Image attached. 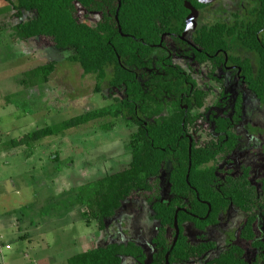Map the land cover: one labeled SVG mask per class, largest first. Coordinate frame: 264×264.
<instances>
[{"label": "trees", "instance_id": "trees-1", "mask_svg": "<svg viewBox=\"0 0 264 264\" xmlns=\"http://www.w3.org/2000/svg\"><path fill=\"white\" fill-rule=\"evenodd\" d=\"M119 0H13L15 16L27 18L11 28L13 41H37L39 51L72 49L66 59L68 67L78 68L84 77L94 81V92L106 90L105 99H112L113 91H122L116 104L95 109L63 122L62 133L99 123L109 131L112 123L123 121L138 127L131 136L129 167L79 189L69 205L87 213L103 230L104 222L116 216L124 201L135 196L146 200L159 227L153 240V264H164L174 237V216L177 215L180 234L170 253V264L197 260L215 248L213 243L192 244L185 235L184 224L190 223L205 232L218 222L220 214L230 207L245 216L239 241L258 251L264 264V229L257 234L258 214L264 216V181L256 194L243 175L232 176V170L222 169L225 159L235 149L239 136L234 126L241 115V96L233 101V117L215 118V139L204 147L193 144L189 158L187 127L189 120L180 108L181 96L189 109L202 107L203 93L186 98L190 81L168 64L167 55L158 56L170 40H176L185 28L189 11L184 2L190 0H120L118 23L115 19ZM255 5L241 24L217 22L198 29L193 34L194 44L203 54L215 55L233 48L254 55L256 71L250 62L240 63L246 77V88L264 107V0H253ZM198 8V7H197ZM200 9V8H198ZM96 14L92 24L80 14ZM120 27L121 34L118 32ZM164 36L161 50L157 47ZM259 39V40H258ZM162 52V51H161ZM49 62L24 75V86H40L65 63ZM239 64V63H238ZM203 97V98H202ZM195 105V106H194ZM168 113V114H166ZM166 114V115H163ZM163 115V116H162ZM156 119L143 126L144 117ZM185 119V121H184ZM51 127L35 130L20 139L12 140V147H29L54 134ZM189 162L191 163L189 170ZM167 172L169 200L162 202L159 177ZM208 205L211 208L207 216ZM86 218V217H85ZM142 248L133 242L98 247L67 259V264H122L123 257L137 259ZM244 250L238 244L231 246L211 264H248Z\"/></svg>", "mask_w": 264, "mask_h": 264}, {"label": "rangeland", "instance_id": "rangeland-1", "mask_svg": "<svg viewBox=\"0 0 264 264\" xmlns=\"http://www.w3.org/2000/svg\"><path fill=\"white\" fill-rule=\"evenodd\" d=\"M230 1H222L220 7L228 6ZM8 2L0 0V249L3 253L0 264H67V259L74 255L126 242L142 246L145 264H150L154 252L152 239L158 224L142 197L124 201L116 216L104 222L103 230L87 213L83 217L85 208L69 205L83 186L129 167L131 136L137 128L118 121L112 123L109 131H103L95 123L62 133L60 126L66 120L116 104L117 100L105 99L106 90L95 93L92 79L84 77L78 68L68 67L65 61L73 54L72 49L38 51L35 39L13 41L11 28L27 17H15ZM80 16L91 24L97 19L96 14ZM63 61V68L58 67L48 83L22 85L27 72L49 62ZM201 74L198 79L206 95V107L213 106L221 91L232 97L242 94L238 165L250 169L252 181L264 178L261 153L250 152L258 141L246 130L254 117H263L264 110L258 111L256 99L247 95L232 74H218L223 87L206 83L205 71ZM116 95L118 100L123 96L122 92ZM46 127L53 128V136L35 146L12 147V140ZM252 132L258 140L264 137L260 130ZM196 138L197 146L201 147L209 145L214 137L209 128L205 132L200 127ZM166 176L167 172L160 176L164 201L168 189ZM240 224L241 216L230 211L204 234L186 225L191 242L197 243L203 236L204 241L214 242L217 247L200 261L185 264H207L216 258ZM259 224L264 227V216ZM246 254L249 264H257V253L248 250ZM122 264L144 263L123 257Z\"/></svg>", "mask_w": 264, "mask_h": 264}, {"label": "flooded vegetation", "instance_id": "flooded-vegetation-1", "mask_svg": "<svg viewBox=\"0 0 264 264\" xmlns=\"http://www.w3.org/2000/svg\"><path fill=\"white\" fill-rule=\"evenodd\" d=\"M222 1H224V0H217V1H215L211 4H207V5L200 4L196 0H190L189 2L187 1L198 12L197 19L195 20V22H196L195 29L192 31H189L184 37H182V34L185 30V28H184L181 35H179L176 40H173V41L170 40L168 42L169 44H167L168 47L163 48L164 50H161L162 43L164 40L163 39L164 36H162L161 41H160L161 43L157 46L162 52L160 51L158 53V56H162V55L166 54L167 55L166 59L168 61H170V63L168 64L167 62H164V64H165L164 68L165 67L173 68L174 70L177 71V73L185 76V78L190 80V81H186V83H185V86H187L189 88L188 95L185 97L186 98L191 97L193 100V104L196 103V100H197L196 98L194 101V97H196V95H198L200 93H203V95H204V101H203L202 107H200V108L194 107L192 109L191 108L189 109V107L183 103V96H181V101L179 103L180 108L184 111L186 116L189 115V120H192V119L196 120L192 125H188V127H187V136L186 137L188 139V148H189L190 142H191L192 146H193V144L197 145L198 139L196 137H197V133H199V131H200V127H202V131H205V132H207V129L209 128V131L212 132V135L214 137L213 140L215 139L216 134L214 133V125H213L214 119L218 118V117L225 118V119L232 118L233 117L232 110L234 107L233 101H235L237 95L240 94L241 101H242L241 102V115H240L239 122L234 126V130L237 133V135L239 136V139H238V143H237V146L235 147V149L225 159V162L230 161V163L227 162L226 164H223L222 169L226 168L225 171L232 170L230 172H231L232 176H235V177H239V176L243 175L242 169H248L247 180L250 182V185L254 187L256 194H259L260 187H261L262 181H264V178H259L258 180L252 181L250 169L248 167H245V166H239L238 165V158L236 156V151L238 149L239 142L241 139V135H240V132L238 130V127L241 123L242 112H243V110H242L243 109V96H242V94L238 93L234 97H232L228 93H223V91H221L218 94V98H217L216 102L213 104V106L211 108L206 107V102H207L206 101V95L204 93V90H202V87L200 86L199 79H198L199 75L203 71H205V76H204L205 82L207 81L206 83H210V84L212 83V84H214V86H217V85L220 86L222 81H221V78L218 76V74L219 73H221V74H232L234 76L235 81L242 86L243 90L247 93V95L254 97V95H252V93H250L246 88V77L244 75H242V70L240 67V63L242 64L245 62V60H248L250 62L249 65L251 67V70L255 72L256 71V64L255 63L257 62V59L254 55L242 50L241 48L235 47L231 51H228V52H226L224 50H218L214 56L204 53L203 57H200V55L203 53V51L201 49H198L197 46L193 42L194 41L193 34L198 29H200L202 27H205V26L207 27V26L212 25V24L217 23V22H226L227 24L239 22L241 24L243 21H245V18L248 16L250 9L253 8L255 5V2L253 0H231L229 2L228 6L220 7V5H221L220 3ZM216 4H218L217 7H215ZM233 6L235 8L234 10L231 9ZM197 7L200 9H198ZM189 15H190V11H189L188 16ZM185 27H186V24H185ZM263 41H264V34H263ZM36 43H37V41H36ZM46 50H48V49H46ZM42 51H45V50H42ZM208 86H209V84H208ZM118 92H122V91H113L112 92L113 97L111 100H116V98H117L116 94ZM122 94H123V92H122ZM122 97L123 96H121V98ZM256 102L258 105V111H259V109L264 110V107L260 106L257 99H256ZM166 114H168V113H166ZM166 114H163V115H166ZM256 116H257V113H256ZM262 116L263 117L257 116V119H256V117H254V120H252L251 124H248L246 130L250 134V136L254 137L256 139V141H258L257 147L253 148L252 151H250V152L253 154H258V150H259V152L261 153L263 160H264V137H262L261 140H258L257 136L255 134H253V132H252L253 129H256L258 131L260 130L263 132V136H264V130L261 129L262 127L264 128V115L262 114ZM156 118H157V116H152V118H148V116L144 117L142 119V120H144L143 126L146 127L148 121L154 120ZM184 121H185V119H184ZM257 121L259 122L258 125L256 124ZM131 125L135 126L138 129V127L136 125H134L133 123H131ZM201 147H204V146H201ZM263 164H264V162H263ZM163 173H165V172H163ZM159 183H160L161 197H162L161 201L167 202L169 200L168 189H167V201H164V197H163V193H162L163 192L162 183H161L160 177H159ZM166 183H167V176H166ZM167 185H168V183H167ZM260 201L264 202V198L260 197ZM209 209H210V211H209ZM178 210H181L179 212H186L184 209H178ZM230 211L231 212L232 211L237 212V214L241 216V224H240L239 230L237 232H235L234 235L231 236L230 240L226 244L225 249L216 258L209 261L207 264L213 263V261L216 260L217 258H219V256L222 253H224L227 249H229L231 246L238 245V244L243 248V250L245 252L244 258L246 261H247V254L246 253L248 250H250L252 252L257 253V255H258L257 264H260L258 251L252 249L248 243H244V242L239 241V235H240V232L242 230V226L244 223L245 216L243 214H240L239 211H237L231 207L228 210H226L224 213L219 215L218 222L215 226L210 227L205 232L197 231L193 227V225L190 223L184 224V230H185L186 225H191L197 232L204 234L208 230L216 227L219 224L220 217L222 215H225L226 213H228ZM210 212H211V208L208 205V212H207L206 218L209 216ZM153 216L154 215L152 212V218H153ZM262 217H263L262 215L258 214V218L256 220L257 224L255 227L257 234L260 233L264 229V227L261 228L260 224H259V220ZM155 222H157V221H155ZM158 227H159V225H158ZM157 231H158V229H157ZM156 235H157V233H156ZM156 235H155V237H156ZM185 235H186V231H185ZM155 237L152 239V244L154 246V252L151 255V263L150 264H153V262H154L153 261V255L155 254L156 249H155V245L153 243V240L155 239ZM186 237H187V235H186ZM188 240H189V238H188ZM189 242H191V241L189 240ZM202 242H206V241H204L203 236H200L199 241L197 243H193V242H191V243L196 245V244H200ZM126 243H128V242H126ZM206 243H213L215 245V248L209 252L204 253L203 256L198 258L197 260L187 261L185 263L200 261L201 259H203V257L205 255L212 253L216 250L217 246L214 242H206ZM138 246H140V245H138ZM140 247L142 248V251H143L144 250L143 247L142 246H140ZM142 254L144 256V258L142 260L140 259V256L137 259H135V258H133V259L138 263H144L145 264L146 254H144V251L142 252ZM169 256H170V254H169ZM164 261H165V258H164ZM168 262H169V258H168ZM185 263H181V264H185ZM247 263H248V261H247Z\"/></svg>", "mask_w": 264, "mask_h": 264}, {"label": "water", "instance_id": "water-1", "mask_svg": "<svg viewBox=\"0 0 264 264\" xmlns=\"http://www.w3.org/2000/svg\"><path fill=\"white\" fill-rule=\"evenodd\" d=\"M196 1L200 4L207 5V4L213 3L217 0H196ZM119 7H120V0L118 1V8H117L116 14H115V19H116L117 23H118ZM184 7L186 10L190 11V15L185 20L186 27H185V30L182 34V37H184L189 31H192L195 29V27H196L195 20L197 19V16H198V12L187 1L184 2ZM118 32L121 34V30H120L119 26H118ZM191 149H192V144L190 142L189 148H188L189 158H190V154H191ZM190 166H191V163L189 162V170H190ZM179 211H181V210H177L175 213V216H174V223H173L174 237H173L171 249L165 256V264H169V262H168L169 254H170L171 250L173 249V247L175 246V244L178 240V237H179L180 230H179L178 222H177V215H178ZM209 211H210V209H209Z\"/></svg>", "mask_w": 264, "mask_h": 264}, {"label": "crops", "instance_id": "crops-1", "mask_svg": "<svg viewBox=\"0 0 264 264\" xmlns=\"http://www.w3.org/2000/svg\"><path fill=\"white\" fill-rule=\"evenodd\" d=\"M10 1H13V0H9V2L8 3H10ZM16 17V16H15ZM24 17H26V16H24ZM19 43H22L23 41H20V40H17Z\"/></svg>", "mask_w": 264, "mask_h": 264}, {"label": "built area", "instance_id": "built-area-1", "mask_svg": "<svg viewBox=\"0 0 264 264\" xmlns=\"http://www.w3.org/2000/svg\"><path fill=\"white\" fill-rule=\"evenodd\" d=\"M2 254H3V253H2V250L0 249V259H1V257H2Z\"/></svg>", "mask_w": 264, "mask_h": 264}]
</instances>
